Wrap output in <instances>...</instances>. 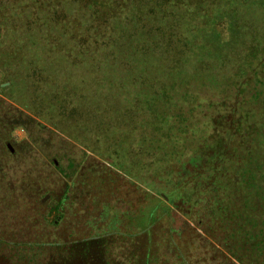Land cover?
I'll use <instances>...</instances> for the list:
<instances>
[{
    "label": "rangeland",
    "instance_id": "374dc122",
    "mask_svg": "<svg viewBox=\"0 0 264 264\" xmlns=\"http://www.w3.org/2000/svg\"><path fill=\"white\" fill-rule=\"evenodd\" d=\"M263 31L264 0H0V264H93L84 240L112 234L99 204L110 180L146 184L167 164L184 166L188 213L136 244L110 238L104 264H264L247 243L240 257L223 245L233 229H208L235 97L221 77ZM172 67L209 75L217 113L196 98L202 87L170 100ZM171 126L184 150L147 142ZM91 222L99 230L81 238Z\"/></svg>",
    "mask_w": 264,
    "mask_h": 264
},
{
    "label": "trees",
    "instance_id": "16d2710c",
    "mask_svg": "<svg viewBox=\"0 0 264 264\" xmlns=\"http://www.w3.org/2000/svg\"><path fill=\"white\" fill-rule=\"evenodd\" d=\"M263 33L264 31L257 38L255 36L257 47L249 53V60L243 62L242 69H236L234 73L221 77V79L227 78L232 82L235 97L225 116L229 122L228 125H230L227 128V131L230 132L228 135L230 142L228 143L229 147H225L226 149L222 145V150H227L228 154L221 157L223 164L220 162L211 167V170H222L224 173L221 176L222 182L218 183L216 180L213 186L216 189L213 198L218 201L216 204L217 217L208 220V229L215 228L219 234L228 230L231 232L233 229L235 233L231 234V237L234 239V244L231 245L224 236L219 238L225 247L230 246L231 253H238L236 254L238 257L243 254L240 242L247 243L243 245V248L252 258L262 257L264 254V77L260 74L264 72ZM169 62L171 63L170 60ZM225 65H221L220 68L224 69ZM172 69L171 86L175 88V91L170 100L174 96L178 99H186L189 94V96L196 97L195 94H191L195 91L192 92L191 88L202 87L196 98L205 101L208 111L217 113L219 103L216 93L213 91L218 92V90L213 81L209 80V75L200 70L190 73L178 67H172ZM189 78L193 79L192 83L188 82ZM221 79L219 78L217 81L219 82ZM250 88L253 91V100L248 101L246 92ZM203 101L202 104H204ZM145 110L152 111L153 109L145 108ZM174 130L175 128L172 126L167 130L168 132L158 131L156 128L152 133L153 139L147 142L156 143L157 147L159 145L176 146L178 149L184 150L181 139H172ZM193 135L195 134L193 133ZM146 139L142 137L140 140L145 141ZM185 141L183 140V143ZM222 146L219 145V147ZM164 167L161 173L163 178L158 176V178L150 180L141 179V182L146 184L137 183L126 176L120 178L117 184L110 180L107 196L99 204L105 211L102 215L112 234H121L126 240L131 241L130 243L136 244L138 240H143L144 235L148 236L150 231L158 225L161 226L164 233L170 232L167 224L173 213H188L193 202L189 198L187 182L183 173L184 166L174 168L173 164H167ZM192 171L196 172L197 170L193 169ZM196 173L201 174L200 171ZM189 180L192 182L194 179L190 178ZM119 202L123 204V207L117 205ZM41 221L46 222L44 215ZM97 224L91 222L89 227L81 230L84 236L81 238L88 239L90 236L85 237L86 234L97 232L99 230ZM204 224L205 222L202 223V225ZM53 225L55 226L54 222ZM207 232L211 233V230H207ZM45 235L52 236V231H46ZM102 235V232L95 234L93 239L84 240V243L86 242L87 246L90 241L100 242ZM46 237L44 236V238ZM244 237L247 240H243ZM12 244L19 245L15 242ZM250 245L254 247L253 251L250 249ZM173 247L175 253L185 259L182 250L177 246Z\"/></svg>",
    "mask_w": 264,
    "mask_h": 264
},
{
    "label": "crops",
    "instance_id": "0c3cea01",
    "mask_svg": "<svg viewBox=\"0 0 264 264\" xmlns=\"http://www.w3.org/2000/svg\"><path fill=\"white\" fill-rule=\"evenodd\" d=\"M113 236L111 239L114 238V236L122 239L123 241L126 240L125 237H123L121 234H109L107 236H103L100 237L101 241L100 242H96V240L94 241H90V244L87 245V248L91 251V261L93 262V264H104V261L101 260V249L103 248L105 249V243L109 240V237ZM107 239V240H106ZM110 239V240H111ZM127 241V240H126Z\"/></svg>",
    "mask_w": 264,
    "mask_h": 264
}]
</instances>
